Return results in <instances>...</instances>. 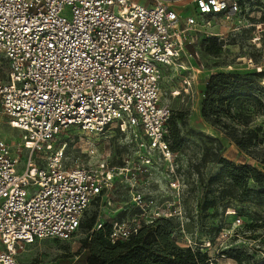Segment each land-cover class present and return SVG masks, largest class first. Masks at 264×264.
Wrapping results in <instances>:
<instances>
[{
	"label": "built area",
	"instance_id": "2783aa9c",
	"mask_svg": "<svg viewBox=\"0 0 264 264\" xmlns=\"http://www.w3.org/2000/svg\"><path fill=\"white\" fill-rule=\"evenodd\" d=\"M261 3L0 0V67L8 64L0 106L8 122L27 133L30 147L18 174L20 150L16 155L0 137V264H21L15 252L23 244L70 240L91 204L128 171L103 155L90 167H66V142L45 162L37 163L39 153L67 131L112 130L128 134L143 161L152 163L157 153L171 160V109L161 98V70L193 58L186 50L189 31L220 16L245 17ZM186 8L191 12L184 17ZM134 202L143 208L138 190ZM139 218L115 221L111 239L125 240L156 217Z\"/></svg>",
	"mask_w": 264,
	"mask_h": 264
},
{
	"label": "rangeland",
	"instance_id": "374dc122",
	"mask_svg": "<svg viewBox=\"0 0 264 264\" xmlns=\"http://www.w3.org/2000/svg\"><path fill=\"white\" fill-rule=\"evenodd\" d=\"M190 12V8L184 9L183 16ZM189 33L186 50L193 58H183L180 65L164 68L160 73L161 98L171 109L172 159L166 160L157 153L152 163L143 161L136 142L117 131L98 135L76 130L63 133L45 153H39L37 163L45 162L66 142V167H90L103 155L110 166H125L128 171L117 177L119 181L108 195L91 204L82 226L70 240L42 239L18 246L15 256L21 264H88L86 244L93 232L94 223L90 224L94 217L104 225L139 217L173 218L176 228L172 237L181 246L207 252L210 264H264V205H257L249 196L236 201L221 198L215 208L202 209L204 199L219 194L221 189L212 181L221 170L219 157L264 172V141L243 151L230 135L234 130L238 135L257 130L261 141L264 114L256 101L252 100V105L243 99L234 101L230 116L221 118L222 125H229L227 130L202 114L205 82L219 73L240 74L253 81L252 93L264 99V76H257L264 73V4L245 17L210 19L205 28ZM7 70L5 62L0 67L3 82ZM0 137L16 155L20 150L17 171L23 173L30 148L28 136L8 122L1 106ZM137 190L141 192L143 208L134 202Z\"/></svg>",
	"mask_w": 264,
	"mask_h": 264
},
{
	"label": "trees",
	"instance_id": "16d2710c",
	"mask_svg": "<svg viewBox=\"0 0 264 264\" xmlns=\"http://www.w3.org/2000/svg\"><path fill=\"white\" fill-rule=\"evenodd\" d=\"M257 76L262 77L264 73H257ZM253 84V81L244 79L240 74L212 75L204 87L203 117L227 130L229 125L225 123L222 125L221 118L230 116L233 102L241 99L250 105L254 104L252 100L256 101L258 104L255 105L261 107V114H264V99L262 97L259 99L252 93ZM262 92H264L263 87H261ZM169 129L171 145L173 130L171 117ZM230 135H233L237 146L243 151L254 147L256 142L264 141V137L259 141L257 130H248L243 135H238L234 130ZM217 162L221 164V170L212 181L217 182L218 188L221 189L219 194L214 193L211 198L204 199L203 210L215 208L221 198L236 201L238 197L250 196L257 205H264V172L254 166L240 165L223 157H219ZM261 163L264 166V159ZM115 221L104 225L96 222L95 217L92 219L90 225L94 223L93 232L86 244L89 252L88 264H210L212 262L207 252H195L189 247L181 246L172 237L176 228L173 218H155L150 224L143 223L129 238L117 241L110 237Z\"/></svg>",
	"mask_w": 264,
	"mask_h": 264
}]
</instances>
